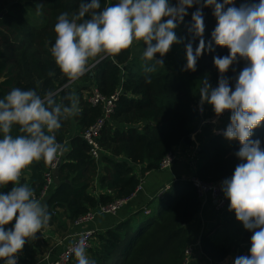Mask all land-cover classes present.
I'll return each instance as SVG.
<instances>
[{"label":"trees","instance_id":"1","mask_svg":"<svg viewBox=\"0 0 264 264\" xmlns=\"http://www.w3.org/2000/svg\"><path fill=\"white\" fill-rule=\"evenodd\" d=\"M81 2L0 0V99L14 87H19L35 89L41 96L49 90H61L58 102L68 93L74 94L79 101V114L63 121L56 132L57 142L65 144L68 151L63 154L59 165L61 183L48 192L49 225L61 218L74 225L89 211L131 198L142 184L143 175L160 170L162 160L169 154H175V148L182 144L194 148L196 142L199 144L195 150L194 176L201 181L213 184L231 176L235 166L241 162L234 155L240 147L238 141H229L232 146H228L226 139L214 134L206 124L199 128L196 142L192 139L201 120L215 115L208 105L204 106V115L199 112L201 80L207 77L213 87L217 85L219 73L213 57L227 55L228 49L215 46L213 42L215 51L205 52L197 61L196 71L192 72L181 71L186 64L187 40L180 46L173 45L172 56L168 53L164 57V66L151 74L149 84L142 69L144 45L138 41L137 47L132 45L117 56L90 60L89 71L65 87L67 77L56 66L50 53L55 43L54 25L62 12L76 13ZM117 2L100 0L101 10ZM171 2L175 4L176 0ZM234 2L239 6L243 0ZM196 7L188 9L189 15L175 29L177 36L189 37L187 27ZM212 12L211 7L203 9L206 42L211 40V32L216 26ZM196 44L198 40L194 47ZM234 67L236 73L230 69L226 73L228 77L238 74L244 62ZM49 72L55 75L49 76ZM230 84L233 86L235 81L231 80ZM94 88L106 99L119 93L114 112L98 139L102 148L99 160L91 156L90 146L82 137L103 116L102 106H93L87 100ZM225 122L228 124L230 120ZM74 126L76 133L71 134ZM11 134L18 135V128L14 127ZM256 138L264 141V126L255 130L253 139ZM50 168L51 165L41 160L24 170L30 172V179L28 182L21 179V183L32 187L37 199L44 191L45 174ZM170 185V190L160 199L157 214H144L146 222L139 229L135 228L131 218L114 228L95 233L91 248L86 250L89 258L96 264H186L185 251L192 244L187 225L199 214L202 201L190 180H178ZM10 189L11 185L0 186L3 192ZM98 191L105 193L97 197L95 192ZM228 228L236 230V222H229ZM236 232L238 238L234 241L203 235L200 239L202 257L221 263L232 253L239 251L240 256L243 255L252 233L240 228ZM19 264L23 263L19 261ZM188 264L201 262L193 259Z\"/></svg>","mask_w":264,"mask_h":264},{"label":"clouds","instance_id":"2","mask_svg":"<svg viewBox=\"0 0 264 264\" xmlns=\"http://www.w3.org/2000/svg\"><path fill=\"white\" fill-rule=\"evenodd\" d=\"M194 5L187 27L189 37H178L175 29ZM205 7L213 9L216 19L207 42ZM54 32L50 53L67 77L65 87L89 71L90 60L117 56L136 41L144 45L142 69L149 84L151 74L164 66V57L173 45L187 40L186 64L181 71L192 72L205 52L215 51L214 45L228 49L227 55L213 57L219 73L217 85L213 87L207 77L201 80L198 107L203 114L204 106H211L217 118L212 124L230 112L226 128H214L213 132L240 145L234 155L241 162L220 184L229 201L228 210L252 233L249 255L236 257L234 264H264V141L253 139L255 130L264 126V0H243L239 6L234 0H176L175 4L171 0H118L102 10L100 0H82L76 13L62 12L57 17ZM241 61L244 67L228 77L226 73L230 69L236 73L234 65ZM60 91L49 90L41 96L35 89L14 87L0 99V186L11 185L10 191H0V260L4 264H18L25 244L35 240L51 220L47 204L36 198L32 187L21 183V177L34 162L52 165L68 151L65 144L57 142L56 132L63 121L79 114V101L68 93L58 102ZM14 127L19 132L15 136L11 134ZM9 224L12 227L6 228ZM72 253L76 264H96L89 258L83 238Z\"/></svg>","mask_w":264,"mask_h":264},{"label":"crops","instance_id":"3","mask_svg":"<svg viewBox=\"0 0 264 264\" xmlns=\"http://www.w3.org/2000/svg\"><path fill=\"white\" fill-rule=\"evenodd\" d=\"M81 87L82 86L78 87V89ZM202 115L203 114H201V116ZM225 121H219L216 124L209 122L204 123L203 125L206 124L211 128L217 129L222 127L226 128L228 124ZM200 129L198 132H194L192 134V139L194 142H196V136L200 132ZM75 133L76 129L74 126L71 134ZM195 148L185 144L177 146L174 152L178 159L170 169L145 173L142 178L143 188L141 191L135 193V196L129 202H127L117 214H99L96 220L89 227L95 230L96 233H100L114 228L120 223L133 218L135 228L139 229L140 226L146 222V217L143 213L144 208H148L151 212V215H156L159 211L161 202L159 199H154V196L162 187L165 185H170L178 180H190V178L194 175L195 168L191 166L189 158L194 154L195 150H198L197 142ZM21 179L28 182L30 179V172L28 170L24 171L22 173ZM104 193L105 191H98L97 193L95 192V195L99 197ZM226 212L230 213V215L233 214V212H230L229 210ZM222 217L225 216L218 215L215 212L213 200L211 198L207 199L202 204L199 214L192 222L187 225L190 241L195 243L205 234H211L217 239L219 238L218 240H221V237L225 238L230 231L228 224L224 227L221 226V231H215L212 229L215 226V222L219 221V218ZM10 227L12 226L9 225L8 228ZM76 230L77 227L72 225L69 220L61 218L55 224L49 225L47 228L42 229L40 233H37V238L35 240L29 241L25 244L24 248L18 255L19 261H21L23 264H49L57 256L60 250H62V248L70 242L71 236ZM224 233L228 234L224 235ZM239 253V251L232 253L227 259L218 264H229L228 260L231 259V256H240ZM197 258L198 259L196 260H199L201 264H211L209 263L210 261L204 259L201 256H197ZM212 263L217 264L215 262ZM0 264H4V261L0 260ZM71 264H76L75 259Z\"/></svg>","mask_w":264,"mask_h":264},{"label":"built area","instance_id":"4","mask_svg":"<svg viewBox=\"0 0 264 264\" xmlns=\"http://www.w3.org/2000/svg\"><path fill=\"white\" fill-rule=\"evenodd\" d=\"M232 87L234 89V85ZM118 97H119V93H117L115 96L109 99H106L103 96H101L97 88H94L91 91L89 97L87 98V100L93 106L101 105L103 108L102 118H100L93 126H91L88 130H86L82 134V137L90 146V154L95 160H99L101 157L102 148L98 142V139L107 120L111 117V115L114 112L115 102L118 100ZM229 117H230V112H225L221 117L218 118V122L229 120ZM62 156H60L56 161L53 162L50 170L45 174L46 185L44 191L42 192L41 197H39L38 200L42 201L45 197H47L49 190L55 185L53 172L54 170L59 168ZM190 158H191L190 164L193 168H195V164L197 161V152L195 151ZM177 159L178 157L176 154L174 153L169 154L162 160L160 164V170L170 169L175 164ZM230 177L231 176H229L228 178ZM190 182L192 183L193 187L197 190V193L199 195L200 200L202 201V204L207 199L211 198L214 202V209L217 214H222L228 211L229 201L224 197L222 191L220 190L221 182L207 184L194 175L190 178ZM142 188L143 185L141 184L140 187L137 189L136 193L141 191ZM170 188L171 185H165L164 187H162L155 194L154 199H159V200L163 199L166 193L170 190ZM134 196L135 194L129 199L117 200L110 205L101 206L96 211H89L86 214L80 216L74 223V226L77 227V230L71 236L70 242L67 243L62 248V250H60L57 256L49 264H71L75 258L74 254L72 253V248L76 243L80 241L81 238H83L85 241L86 250L90 249L92 246L93 236L96 232L95 230L91 229L89 226L96 220L97 216L99 214H107V215L117 214L126 205V203L129 202ZM143 212L145 215L151 214L148 208H144ZM246 247L247 248L243 252V255H249L250 241L248 242ZM197 256H201V257L203 256L201 252L200 240L190 244L186 249L185 263L188 264L193 259H197ZM209 263L213 264L211 261ZM18 264H19V259H18Z\"/></svg>","mask_w":264,"mask_h":264},{"label":"rangeland","instance_id":"5","mask_svg":"<svg viewBox=\"0 0 264 264\" xmlns=\"http://www.w3.org/2000/svg\"><path fill=\"white\" fill-rule=\"evenodd\" d=\"M179 37V36H178ZM137 42L138 41H136V42H134L133 43V45H135V47H137L138 45H137ZM179 46H180V44H178ZM136 49H138V48H136ZM169 56L171 57L172 56V54H171V52H169ZM203 115H204V113H203ZM215 115H213L212 117H214ZM225 127H222V128H219V129H221V130H223ZM212 129H214V128H212ZM225 143H227L228 144V146H232V143L231 142H229V141H227L226 140V142ZM198 146H199V144H198ZM190 160H191V158H189V162H190ZM218 215H224L225 217H222V218H219V221H216L215 222V226L212 228L213 230H215V231H218V230H220L221 231V229H222V227L221 226H225V225H227V224H229V222H232V221H234V222H236V227H237V229L235 230V229H233V228H229L230 229V231L228 232V233H224V235H227L225 238L224 237H221V240H224V239H228V238H230L231 240H235V239H237L238 238V235H237V233L238 232H236L239 228L241 229V230H244V228H243V225H242V223L241 222H239V221H237L236 220V218H235V216H234V214H232V215H230V213H228V212H224V213H222V214H218ZM224 224V225H223ZM235 230V231H234ZM232 257H234V256H231V259L230 260H228V262H229V264H233L234 263V260H235V258L236 257H234V258H232ZM218 264V263H217ZM223 264V263H222Z\"/></svg>","mask_w":264,"mask_h":264},{"label":"water","instance_id":"6","mask_svg":"<svg viewBox=\"0 0 264 264\" xmlns=\"http://www.w3.org/2000/svg\"><path fill=\"white\" fill-rule=\"evenodd\" d=\"M1 17V15H0ZM38 93V92H37ZM214 119H217L215 116L214 117H211V118H208L206 120H201V122L199 123V126L198 128L195 130V133L198 132L199 128L204 124V123H209L211 122L212 120ZM53 177H54V183L56 186H59L60 185V180H59V168H57L56 170H54L53 172ZM47 200H48V197H45L41 202L42 203H45L47 204Z\"/></svg>","mask_w":264,"mask_h":264}]
</instances>
